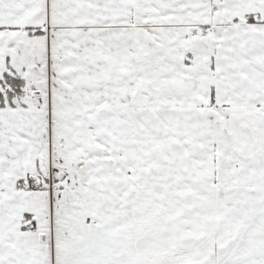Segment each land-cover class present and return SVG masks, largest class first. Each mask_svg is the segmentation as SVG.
Returning a JSON list of instances; mask_svg holds the SVG:
<instances>
[{
  "label": "snow or ice",
  "instance_id": "snow-or-ice-1",
  "mask_svg": "<svg viewBox=\"0 0 264 264\" xmlns=\"http://www.w3.org/2000/svg\"><path fill=\"white\" fill-rule=\"evenodd\" d=\"M0 264H264V0H0Z\"/></svg>",
  "mask_w": 264,
  "mask_h": 264
}]
</instances>
